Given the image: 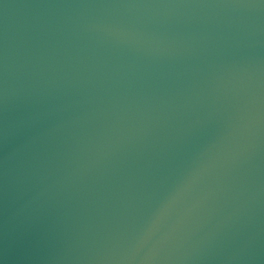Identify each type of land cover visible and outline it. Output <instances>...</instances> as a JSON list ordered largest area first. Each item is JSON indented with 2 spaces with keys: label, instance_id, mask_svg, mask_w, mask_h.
Instances as JSON below:
<instances>
[{
  "label": "water",
  "instance_id": "95a60500",
  "mask_svg": "<svg viewBox=\"0 0 264 264\" xmlns=\"http://www.w3.org/2000/svg\"><path fill=\"white\" fill-rule=\"evenodd\" d=\"M0 264H264V0H0Z\"/></svg>",
  "mask_w": 264,
  "mask_h": 264
}]
</instances>
